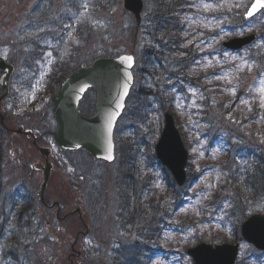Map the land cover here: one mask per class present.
Returning <instances> with one entry per match:
<instances>
[{
    "label": "rangeland",
    "instance_id": "obj_1",
    "mask_svg": "<svg viewBox=\"0 0 264 264\" xmlns=\"http://www.w3.org/2000/svg\"><path fill=\"white\" fill-rule=\"evenodd\" d=\"M36 1L0 0V56L11 61L16 71L11 94L3 103L4 115L16 122L15 128L23 126L52 148L54 179L61 177V171L69 167L72 171L67 170V173L72 172L82 178L84 194L98 190V200L89 199L87 205L93 230L104 234L103 244L99 247L102 264H113L115 250L121 252L119 250L123 246L130 247L136 242L144 260L150 258L149 264H192L191 259L185 256L186 251L195 247L205 234L211 237L217 230L234 231L232 227L241 225L248 216L264 213V108L260 107L259 92V88L264 86V39L260 38L254 46L241 53L221 50L224 42L237 36L257 34L261 37L264 33L263 14L251 21L243 18L251 0H207L214 5L224 4V7L212 11H204L201 7L206 0H194L195 17L190 20L193 30L189 29L185 44L186 48L192 46V52L181 53L179 61L165 57L163 65L157 68V74L148 70V53L140 40L135 39V35L141 36L144 29L141 27L135 32V19L125 10L124 0H44L39 7L42 9H37L39 1ZM85 3L87 9L84 8ZM144 3L143 24L152 13L150 0H144ZM237 4L241 6L229 11L230 5ZM68 14L73 18L69 19ZM69 20L73 24H69ZM205 24L210 27H205ZM189 40L193 42L189 44ZM257 44L261 46L257 47ZM115 46L117 50H114ZM131 51H134L137 61L142 56L146 63V66L140 65L143 70L146 68L144 74L147 77L141 96L148 98L153 105L152 120L156 121L158 128L157 134L148 138V145L142 148L139 163L133 170L132 189L136 192L157 190L159 200L170 195L155 158V145L163 128L162 108L168 105L163 97L168 78L174 79V95L178 92L173 105L192 145L190 152L194 169L198 170L203 165V170L206 169L205 175L190 189L191 196H195L190 198V207L197 204V210L204 208L202 215L199 214L201 217L196 220L194 210L175 212L171 217L160 216L158 242L147 240L146 224L142 219L137 218L134 225L126 226L119 219L122 199L118 183L122 178L118 159L106 165L91 160L84 152L68 154L53 139L57 124L51 97L57 90V79L98 57ZM181 60H187L193 68L190 85L183 78L179 79L178 74H171V71L177 72L175 66L183 63ZM244 60L252 65L251 70L247 67L243 71L238 70ZM209 61L211 66L205 67ZM217 75L226 78L215 79ZM190 89L196 91L195 96ZM231 89H235V95ZM94 101L95 96L90 93L84 106L87 108ZM136 101L137 95L132 94L128 108L133 109L138 103ZM131 123L132 119H124L119 128L131 134L127 129ZM133 133L138 141L145 136V130L135 129ZM2 136L4 194L0 204L1 213H4L5 209H10L8 199L17 187L21 184L33 187L35 181L39 183V174L33 168L41 157L32 147V142L20 134L11 138ZM193 148L197 151L194 152ZM207 203L212 205L207 206ZM149 211L154 213L155 210L149 206ZM148 246H151V251L147 252ZM34 250L38 254L26 260L27 264H50L54 260L52 256L57 254L44 248ZM91 251L90 242L89 253ZM9 256V249L2 247L0 264H20ZM120 256L127 260L128 249ZM238 264H264V256L241 243Z\"/></svg>",
    "mask_w": 264,
    "mask_h": 264
},
{
    "label": "water",
    "instance_id": "obj_2",
    "mask_svg": "<svg viewBox=\"0 0 264 264\" xmlns=\"http://www.w3.org/2000/svg\"><path fill=\"white\" fill-rule=\"evenodd\" d=\"M254 0L251 1L248 8ZM124 8L131 13L137 25L142 23V12L144 9L143 0H124ZM246 9V11L248 10ZM245 11V12H246ZM255 13L253 17L244 18L250 20L261 12ZM258 39L257 35H250L243 38H235L223 44L226 49L239 51L250 46ZM131 56L132 67L121 58ZM136 58L134 54H122L118 57H101L92 64L76 70L66 77L60 84L59 91L52 97L53 113L57 122V130L54 135L58 146L66 151H88L95 159L106 163H113L116 159L115 130L122 117L127 100L135 84L134 68ZM15 68L0 57V118L3 121L2 103L10 91L11 79ZM131 74L132 80L128 81L127 76ZM128 83L129 89L126 96L123 95V85ZM84 91H80L81 88ZM89 90L96 93L95 112L90 117H85L80 111L81 101ZM122 102L123 109H116V103ZM117 111L119 115L113 126L111 140L113 145V159H103L107 155V113ZM22 128H20V131ZM30 134V132H26ZM80 147L77 148L76 145ZM45 149H41L43 151ZM51 150L47 149L45 157L48 158ZM156 157L160 163L170 172L175 183L183 187L187 182L188 151L183 143L180 132L176 127L175 120L170 113L164 115V128L160 139L156 144ZM51 164H47L44 172V183L42 194L51 176ZM41 195V194H40ZM243 240L264 252V215L257 214L248 218L241 226ZM239 244L210 245L199 244L187 251L188 256L193 258L194 264H236L239 255Z\"/></svg>",
    "mask_w": 264,
    "mask_h": 264
},
{
    "label": "trees",
    "instance_id": "obj_3",
    "mask_svg": "<svg viewBox=\"0 0 264 264\" xmlns=\"http://www.w3.org/2000/svg\"><path fill=\"white\" fill-rule=\"evenodd\" d=\"M150 3L152 7V13L149 18L144 19V24L141 26L144 29L142 35L138 37L136 34L135 39H137V41L140 40V42L145 46L146 52L148 53V70H150V72L152 71L154 74H157V68L163 65L162 61L165 57L170 56L175 61H179L181 59V53L186 51L188 53L192 52V46L186 48L187 46L185 44L187 43L189 29L190 31L193 30L190 20L195 17V10L193 0H150ZM141 27L136 26L135 32L137 33ZM191 34L193 37L194 34ZM261 38L264 39V33H262ZM181 61H183V63L176 64L175 66L177 72L171 71V74H178L179 79L183 78V81H186L187 84L190 85L192 79L191 73L193 71L192 66L187 62V60ZM138 63L139 66L136 69L137 86L136 89L133 90V95H137L138 103L133 109L128 108L126 110V114L123 117V120L132 119V126L127 128L129 131L131 130V134H126L120 129H118L116 132L117 154L118 162L120 164L119 171L121 174L120 178H122L121 182L118 183L119 193L122 199L120 210L123 215L124 224L134 225L137 218L142 219L146 224L144 229H146L147 240L158 242L161 227V222L159 221L160 216L167 217L170 215L171 217L175 212L180 213V211L194 210V214H196L195 219L198 220L201 217L200 215H202L201 213L204 208H199V210H197V204H194L195 206L190 207L187 198L191 196L190 187L177 189L170 174L164 168L160 167V164L157 162L156 163L159 164L160 167L159 169L164 175L170 195L166 197V195L163 194L164 196H162V199L159 200V194L157 190L151 191L148 189H143L140 192H136V190L132 189L131 183L133 180V170L134 167L139 163V156L141 155L142 148L148 145V138L157 134L158 131V128L156 127V121L154 119L152 120L154 107L151 105L148 98L146 100L141 96L147 83V77L144 74L146 72V68L144 70L142 67L140 68V65L145 64L146 66L142 56H139ZM67 74L69 73L66 72L60 79H57L56 87ZM173 80V78H168L165 81L163 97L168 105L162 109L163 111H169L174 115L178 126L182 130L183 127L173 105L176 99V96L173 93L175 91L172 84ZM135 129L145 130V136L141 139V141H138L134 137L133 132ZM183 136L184 138L186 137L185 133ZM2 161L3 154L0 147V195L3 186L1 181ZM191 169L189 171V182L196 183L197 180L202 178L204 170L199 169L198 171H195ZM163 202L164 205L162 204ZM211 205L212 204L209 203L207 206ZM149 206L155 210L154 213H150ZM157 211H159V214ZM8 219H10L9 216ZM181 220L182 223H184V220ZM232 229H234V231L230 230L228 233L217 230L212 234L211 237L205 234L203 237H201L199 242L222 244L238 243L242 241L240 237L239 224L232 227ZM6 235V224H3L2 226L0 225V239H5ZM137 244L138 243L130 247L133 257L136 258L135 260L138 261V264H149L150 258L147 257L146 260H144L145 257L143 256L139 249V245ZM148 251H151V246H148L147 252Z\"/></svg>",
    "mask_w": 264,
    "mask_h": 264
},
{
    "label": "flooded vegetation",
    "instance_id": "obj_4",
    "mask_svg": "<svg viewBox=\"0 0 264 264\" xmlns=\"http://www.w3.org/2000/svg\"><path fill=\"white\" fill-rule=\"evenodd\" d=\"M21 1L17 0L18 3ZM37 1H39L37 6V9H39L44 0ZM82 105L84 106L85 102ZM93 109L94 107L87 106L86 115H90ZM15 124L16 122L12 118L9 120L7 114L4 123L0 121V130L2 131H0L1 150L4 148L2 135L11 138L12 135L17 136L20 134L30 140L32 147L36 149L41 157L33 168L36 174H39V183L35 181L33 187L21 184L9 197L8 201H10L11 206L10 209H5V214L9 215L10 219L7 220L6 228L13 235L6 236L7 239H0V251L2 247L6 246L9 249V257L18 261V259L31 258L34 249L44 248L54 251V254L57 253L55 257L52 256L54 260L50 264H102L103 256L99 247L103 244L104 234L93 230L94 227L89 220V206L87 205L89 199L98 200V190H94V193L92 191L84 194L80 182L82 178L72 172L67 173V170H69V167H67L61 171L62 176L57 179L53 178L52 171L44 196L40 198V191L44 182V171L47 166L46 150L41 151L42 147L40 146L46 148L47 145L39 141V136L26 135L25 129L20 131L19 127L15 128ZM11 144L14 149V143ZM1 173L2 181L3 167ZM36 177L38 176L36 175ZM119 216V219L122 220V215ZM121 223H124V221ZM123 225L126 226L127 224ZM90 242L92 251L89 254ZM119 251L125 252L126 246H123ZM121 252L117 250L113 252V264L125 263V257L120 256Z\"/></svg>",
    "mask_w": 264,
    "mask_h": 264
},
{
    "label": "snow or ice",
    "instance_id": "obj_5",
    "mask_svg": "<svg viewBox=\"0 0 264 264\" xmlns=\"http://www.w3.org/2000/svg\"><path fill=\"white\" fill-rule=\"evenodd\" d=\"M240 6L241 5H239V4L230 5L229 6V11H231L233 7H240ZM87 7H88V5L85 3L84 4V8L87 9ZM201 7L203 8L204 11H212V10L224 7V4L221 3V4H215L214 5L211 2H207V0H206V2H204L201 5ZM261 9H264V0H254V2L251 4L250 8H248V10L245 12V18L247 19L248 17H253L254 14L259 12ZM215 19H217V21L220 22L219 18H215ZM204 26L205 27H210L209 24H205ZM221 32H223L224 34H227L226 32H224L223 29H221ZM201 35H202V33H201ZM192 42L193 41H191V40L188 41L189 44H191ZM201 43H204V42L201 41ZM196 46L200 47L199 44H197ZM256 46L260 47L261 45L257 44ZM48 55H51V53H48ZM227 55L228 54L225 53V56H227ZM121 59L128 63V67L129 68L132 67L133 58L131 56L122 57ZM205 59H207V58H205ZM232 59L235 60L236 57H232ZM195 63L199 64V61H196ZM209 66H211V61H209L208 64L205 65V67H209ZM245 67H247L249 70H251L252 65L249 64L247 60H244V62L238 66V70L243 71ZM225 78H226V76L222 77V76H219V75H217L215 77V79H225ZM127 80L128 81L132 80V76H131L130 73L127 76ZM128 89H129V85L126 82L123 85V95L124 96H126L128 94ZM80 91H84V88L82 87L80 89ZM189 91L192 93L193 96L196 95V91L194 89H190ZM230 91L232 92L233 95H235V89H231ZM259 92L261 93V96H260V107L264 108V86L259 88ZM201 98H203V97H201ZM241 102L242 103H246V101H243V100ZM193 105H195V100H193ZM123 107H124V104H123L122 98H121V102H117L116 103V109H123ZM118 115H119V112H117V111H110L109 113H107V139H106L107 155H105L103 157V159H106V160H109V161H111L113 159V155H112L113 145H112V140H111V134H112L114 123H115L116 118H117ZM76 147L79 148L80 145L77 144ZM193 151L196 152L197 149L193 148ZM201 155H203L202 152H201ZM69 171H72V169L69 168ZM86 243H87V241H86Z\"/></svg>",
    "mask_w": 264,
    "mask_h": 264
}]
</instances>
